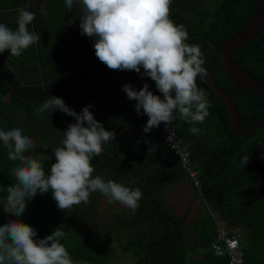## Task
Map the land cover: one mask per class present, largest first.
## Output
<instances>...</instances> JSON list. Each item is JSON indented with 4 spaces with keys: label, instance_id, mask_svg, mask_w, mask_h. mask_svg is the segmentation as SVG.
I'll return each mask as SVG.
<instances>
[{
    "label": "trees",
    "instance_id": "1",
    "mask_svg": "<svg viewBox=\"0 0 264 264\" xmlns=\"http://www.w3.org/2000/svg\"><path fill=\"white\" fill-rule=\"evenodd\" d=\"M173 1L174 3L170 7L174 9L170 8L171 11L173 10L170 18L177 25H184L189 37L198 42V45L204 50V65L213 75L217 87L233 96L239 108L241 127L245 128L260 120V115L264 114L263 94L237 85L220 66L221 45L248 22L250 5L258 3L259 0ZM233 2H235V6ZM7 8L0 9V11ZM16 22L17 20L15 22L8 21V25L11 24V28L15 29ZM38 22L33 20L32 30L41 35L42 30L45 29V35L49 38L53 32V28L49 27V21L39 20ZM77 22L70 25V36L77 34L73 29L80 26V18L77 19ZM92 38L94 37L83 35L80 37V41L84 43L83 48L77 50L70 44V49H66V53L58 58L48 57L52 53L49 50L50 43L46 46L41 40L37 43V48L35 45H31L19 57L12 56L10 51L6 50V56L15 58V62H18V69L12 70L1 60L0 67L2 72L12 80L13 87L19 95L24 98L41 95L43 92L52 91L55 88L54 83H47L48 75L57 76L61 80V87H63L71 82L88 62L98 59L94 49L95 40ZM235 60L240 67L264 82V30L257 38L236 51ZM98 61L101 64L100 72L112 75L122 83L119 80L121 70H115L117 72L115 74L114 70L109 69L100 60ZM49 67L53 68L52 71L48 70ZM57 71L64 73V75L61 73L63 78L59 77ZM141 72H143V68H141ZM130 73L132 77L125 82V85L130 84L136 90H140L142 87L136 83L134 71ZM25 78L32 80L25 82ZM151 81L154 84L152 90L163 98V94L155 87V81ZM23 83L26 85L23 86ZM197 84L199 88L208 93L211 103L209 116L202 124L196 125L200 129L198 135L191 133L192 125L181 120L178 113L175 114V122L178 125L174 127L177 134L184 138L189 145L192 162L200 164L201 187L196 191L198 192L197 197L201 198L204 205L205 214H200V209L189 207L184 211L182 217L176 218L168 213L162 199L160 202L146 200L144 205L133 213L124 206L116 205L117 202L110 203L108 200H101L104 196L99 192L91 193L90 202L87 204L81 203L70 209L60 210L57 202L53 199L52 191L49 190L44 194L38 193L29 202L21 217L4 212L3 205H0V225L9 220L19 219L37 230L36 239L44 238L56 228L61 227L66 233L61 242L68 249L75 264H115L124 256L133 257L135 264H236L233 256L229 257L227 254L226 257L219 258L211 252L210 248L213 243L222 242L221 235L230 238L236 237L240 226L243 229L242 233H245L244 238H253L255 235L254 229L241 225L244 221L241 205L245 200V197H242V188H245L248 182L244 180V177L248 175L249 168L241 165L240 162L243 157H250L247 148L254 153H259L258 147H262L260 143L264 144L263 129L244 136H237L230 124L226 103L218 99L199 76ZM116 87L124 91L122 86ZM107 89V84L97 80L96 72L92 68L88 74L77 80L71 87L54 95H65L63 98L65 103L72 109L78 108L76 112L80 113L87 105H91L90 111L110 107L111 101L108 98ZM8 93L11 98L6 102L3 98ZM34 103L26 104L21 101L18 95L13 93L5 77L0 75V129L8 130L19 127L18 121L23 120L24 127L22 129L28 135L31 128L28 121L32 120L30 117L32 110L35 111L34 107L29 106ZM136 103L135 100L120 99L119 96H116L111 111L108 114L100 113L98 120L109 131H136L137 128L145 124L148 118L147 115L137 113ZM18 110L21 112L19 118L17 117ZM42 117L45 124L42 123ZM75 120V117L70 116L69 125ZM166 126L159 125L147 132L150 138L147 146H142L138 138H115L104 147L116 157L125 159L127 164H136L140 159L151 155L152 152H149L148 149L153 145L156 146V150L153 152L168 148L166 146L167 135H163L160 130ZM50 127L52 126H50V120L46 115H40L39 122L34 127L35 134L40 137V145H47V150L53 146L57 147L54 137H52L53 143L50 142ZM169 127L171 126L168 125L167 128ZM140 149H143L142 154L136 152ZM25 154L28 155V153ZM43 156L45 161H50V164L55 163V159L52 157ZM158 158L169 163L171 171L166 177L176 173L178 166L173 157L163 155ZM148 161L134 169L123 170L112 156L102 152V154L93 157L91 163L95 169L93 176L99 174L105 180L113 179L111 177L112 167L115 165L122 169L119 171L120 176L116 179L123 182L135 181L130 185L137 186V184L150 185L162 179L159 176L151 179L143 175L142 180L135 178L140 175V168ZM251 162L256 163L252 158ZM15 163L17 162L8 159L7 149L0 141V200L6 197L7 186L15 183L11 176ZM254 176L252 173L251 178ZM160 188L156 189L159 191ZM238 190L240 195L235 193ZM106 211H112L113 215L108 218L96 219L98 212ZM215 212H218L221 217ZM179 215L177 214V216ZM167 216L175 221V234L170 242L159 247L157 245L165 243L173 233V226L166 218ZM82 223L89 226V232L94 234V239L81 236L84 229ZM105 227L113 229L103 234L100 230ZM115 232L120 243L111 247L106 244L105 239L115 235ZM237 237L241 241V238ZM187 238L192 242L188 243ZM241 243L243 254L245 253L243 255L244 264H264L263 245L256 239L249 245H244L242 241ZM152 245L156 246L149 250L146 258L145 251Z\"/></svg>",
    "mask_w": 264,
    "mask_h": 264
},
{
    "label": "clouds",
    "instance_id": "2",
    "mask_svg": "<svg viewBox=\"0 0 264 264\" xmlns=\"http://www.w3.org/2000/svg\"><path fill=\"white\" fill-rule=\"evenodd\" d=\"M25 2L27 3V1ZM171 2L172 0H79L82 8L80 17L81 34L82 36L87 35L96 38L94 49L98 59H92L91 61L100 60L109 69L114 70L115 74H117L115 70H121L119 80L122 83H118L114 76L108 74L105 75L111 79V85L97 78L98 81L107 84L108 98L111 101L110 107L107 108L92 109L90 111L91 105H87L80 113H77L62 98L51 95L50 99L35 109L37 114L49 110L54 112L59 109L69 115V121L70 116L76 118L75 122L71 123L63 132L62 146L53 149L55 155V163L53 164H50V161H45L43 155L33 157L25 154L37 147L47 150V145H38L29 135L24 133L22 128L0 129V141L7 149L8 159L17 162L11 173L15 183L7 186V195L0 200L4 212L21 217L29 202L38 193L44 194L49 190L52 191L53 199L57 202L60 210H67L81 203L87 204L90 202V194L99 192L104 196L101 200H108L110 203L117 202L116 205L124 206L133 213L136 209L142 207L146 200L160 202V199H162L165 204L164 197L160 193H166V191L161 192L162 188L159 191L156 189L165 182L180 179L177 183L179 184L184 180L198 195L196 190L201 187L200 164L192 162L189 145L184 138L177 134L174 122L176 119L175 114L178 113L181 120L192 125L190 128L191 133L199 134L200 129L196 125L202 124L209 116L211 103L208 99V93L198 87L197 77L202 78L206 75V71L210 72L204 65V50L198 44L187 43L189 34L185 26L182 24L177 25L170 18ZM31 4L33 5V3ZM65 4L71 10L74 0H65ZM12 5L0 12L8 11L13 8ZM233 5H236L235 2H233ZM250 6L248 21L253 20L257 15L264 22V0H259L258 3ZM5 8L4 6L3 9ZM26 8L27 4L18 9L17 19L12 20V22L17 20L15 29L11 28V24L8 25V20L0 23V54L4 53L5 50H10L12 56L19 57L29 46L40 41V35L29 30V25L36 14ZM73 37L75 36H70V39ZM223 44L220 47L221 67ZM141 68H143V72H141ZM128 70L130 72L134 71L136 83L142 87L140 90H136L130 84L125 85L126 81L123 76ZM139 75L144 76V79L138 78ZM151 80L155 81V87L163 94V98L152 90L154 84ZM203 81L205 80L203 79ZM116 86H122L124 91ZM116 96H119L120 99L127 98L137 101L135 105L137 113L148 116L147 125L144 127V124L142 127L137 128L142 133L130 137L138 138L142 146H147L150 140L149 133L144 138L142 135L147 134L155 127H159V125L171 126L167 130H171L173 133V142L170 143L168 138L166 139L168 148L153 152L156 150V146L153 145L148 151L152 152L151 155L161 153L150 158L151 160L163 155L173 157L178 166L174 175L162 178L150 185L137 184V186L130 185L134 184L135 181L123 182L116 179L120 176L119 171H122V169L128 170L123 164H132H127L125 159L116 157L106 150L107 148L104 146L117 138L116 135L120 132L107 130L103 123L98 120L100 113L108 114L111 111ZM263 117L264 114H261L260 118ZM164 128L160 129L161 133L167 135V130L163 131ZM102 152L111 154L110 156L114 158L119 167H122V169L115 165L112 167L111 177L113 179L105 180L99 174L93 176L95 169L91 163L92 158L102 154ZM138 152H143V149L138 150ZM250 163H252L251 157L247 156L243 157L240 162L241 165L249 168L247 173L252 175L253 169ZM180 170L181 174L176 179L165 181L176 176ZM163 181L165 182L154 186ZM198 198L201 201L199 209H202L204 205L201 198ZM180 217L182 215L176 218ZM166 218L172 224L175 234L174 219L168 216ZM242 230L240 226L238 233H242ZM100 232L105 234L108 230L102 228ZM65 235V231L58 227L50 235L36 239L37 230L33 226L19 219L9 220L0 225V264H75L68 249L61 242ZM237 236L238 234L236 237L230 238L221 235L222 242L213 243L210 248L211 252L221 258L226 257L227 254L229 257L235 256L238 259H235L236 264H244L245 258L243 255L245 253L243 254L242 243ZM186 241L188 243L192 242L189 238ZM233 241L237 242L236 246L232 245ZM105 242L111 247H115L120 243L116 235L105 239ZM155 246L149 247L151 249ZM157 246L160 247L161 244ZM219 248L221 251H219Z\"/></svg>",
    "mask_w": 264,
    "mask_h": 264
},
{
    "label": "rangeland",
    "instance_id": "3",
    "mask_svg": "<svg viewBox=\"0 0 264 264\" xmlns=\"http://www.w3.org/2000/svg\"><path fill=\"white\" fill-rule=\"evenodd\" d=\"M197 1V0H195ZM29 7L27 10L31 12H35V18L34 20L39 23V20L42 21H49L50 28H53L52 35L49 36V38L44 34H41V42L45 43L46 46L50 43V55L48 57L52 58H58L61 57L64 53H66V49H70V44H72V48L74 49H81L84 47V43L79 40V37L82 36L81 33H79L80 27L77 26L73 31L77 30L78 33L75 35V37L70 39V14L71 10H69L66 7L65 0H28ZM174 3L171 2V5ZM13 3L11 1H5L3 5L5 7H10ZM78 4H80L78 2ZM171 8V7H170ZM171 9H174L173 7ZM82 10V8H81ZM171 11V10H170ZM173 10L170 13V16L172 14ZM19 15V11L13 12V13H6L2 17H0V20H8L12 21L17 19ZM30 30V29H29ZM31 31V30H30ZM33 31V30H32ZM39 33V32H38ZM96 40V38H92ZM187 43L189 44H199L196 42L192 37H189ZM37 48V44H35ZM10 51V50H9ZM8 51V53H9ZM0 58L4 60V62L7 64L9 68L12 70L18 69V62H15V58H9L6 56V50L4 53L0 54ZM81 64V63H79ZM41 69V68H40ZM52 67H49L48 70L52 71ZM59 73V77L63 78L61 73L62 71H57ZM72 74V68L70 65V75ZM64 75V73H63ZM38 76V75H36ZM41 76V75H40ZM132 77L131 73L128 71L124 74L123 79L125 81L130 80ZM75 78V77H74ZM73 78V79H74ZM72 79V80H73ZM28 80H32L31 78H25V82ZM47 83H54V90L61 88V80L55 76V75H48ZM26 83H23L22 85L25 86ZM57 96V95H56ZM57 97L64 98L65 95H59ZM11 96L10 93H8L3 99L8 102L10 100ZM50 99V97H45L40 101L35 102L33 105L29 107H34L35 109L42 105L46 100ZM68 105V104H67ZM78 108H74L76 111ZM19 113L17 117H20V110H18ZM40 115H46L50 120V142H52V137L57 142V147L62 146L61 141L63 139V132L67 129L69 126L68 122V116L67 114L63 113L59 109L52 112V110L43 112L41 114H37L35 111L32 110L31 112V121H28V123L31 125L30 130L28 132V135L38 144L40 145V137L35 134L34 127L39 122V116ZM18 126L20 128L24 127L23 120L18 121ZM42 123L45 124V120L42 117ZM178 123L174 122V126H177ZM148 135L145 134L142 137H146ZM190 135V134H189ZM191 136V135H190ZM53 143V142H52ZM262 147H258L259 153H254L251 149H248V152L250 154V157L255 161L256 163H250L253 170L252 173L255 175L251 178V174H248L246 177H244V180H247V184L245 185V188H242L243 195L242 197H245V200L242 202L241 205V211L243 213L244 221L241 223V225L248 226L252 229H254V237L253 238H244L245 233H238V236L241 238V241L244 245L252 244V242L256 239L257 242H259L261 245L264 246V144L260 143ZM56 148V146L48 149L43 150L41 147H37L34 150H31L28 152V155H32L33 157H38L40 155H46L49 157H52L55 159V155L53 152V149ZM138 152V151H136ZM139 154H142V152H138ZM168 161H165L164 159L158 158L156 160H149L142 168H140V175L135 177L137 180H142L143 176H146L148 178H155L156 176H159L161 178H165L167 174L171 171V168L168 166ZM175 164V162H173ZM161 166V167H159ZM261 169V170H260ZM143 175V176H142ZM184 178V177H183ZM167 179V178H166ZM180 179L171 181V182H165L161 188V192H165L176 185ZM236 194L240 195V191H236ZM179 199L182 198V195L179 194ZM221 204V203H220ZM109 207V206H106ZM179 206L174 205L172 208H166L168 213L172 216L178 217L177 214L174 213V210L178 208ZM218 216L221 217V215L218 212H215ZM200 214H205L204 208L200 209ZM112 211H106V212H98L96 215V219L99 220L101 218H108L112 216ZM82 226L84 227L82 232V237H90L91 239H94V234H91L89 232V226L86 223H82ZM106 230L113 229L112 227H105ZM116 235V232H115ZM115 264H135L134 258L131 256H124L121 260L117 261Z\"/></svg>",
    "mask_w": 264,
    "mask_h": 264
},
{
    "label": "water",
    "instance_id": "4",
    "mask_svg": "<svg viewBox=\"0 0 264 264\" xmlns=\"http://www.w3.org/2000/svg\"><path fill=\"white\" fill-rule=\"evenodd\" d=\"M263 27H264V22L257 15H255L253 20L248 21L241 29L238 30V32L235 35L230 37L223 44L222 49H221V65L224 68V70L226 71V73L228 74L229 78L232 79L237 85L245 87V88L257 90L259 92H262L264 95V83L261 80L257 79L254 75L248 73L243 68H241L237 64V62L235 61V58H234L235 54H236V50L238 48H240L242 45L251 41L253 38H256L260 34V32L262 31ZM100 67H101V65L98 61H90L85 66L84 70L79 75H77L71 82L67 83L65 86H63L59 89H56V90L45 91L41 95H37L34 97H30V98H24L21 95H19L18 92L16 91V89L13 87L12 80L1 70H0V75L5 77L8 85L11 87L13 93L18 95V97L21 99V101H23L26 104H30V103H33V102H36V101L43 99L45 96H51V95L57 94V93L65 90V89H67L68 87H71L77 80L84 77L89 71H91L92 68L95 70V72L97 74V78H99V80L108 82L111 85L112 84L111 79L107 75L100 72ZM202 78L206 81V83H207L208 87L210 88V90L212 91V93H214L216 95V97L223 100L227 104L228 112L230 115L229 116L230 117V124H232L233 130L237 136H244L250 132L257 131V130L264 128V117L262 119H260L259 121L253 123L250 126H247L245 128L241 127V125L239 123V109H238L237 104L233 100V97L230 96L226 91L219 89L214 82L213 76L210 73H208L207 71H206V75L203 76ZM147 121H146L144 127L147 125ZM140 133H142V131H140V130L132 131V132H120L116 135V137L117 138H130V137H134ZM160 154L161 153H157V154L145 157L143 159H140L136 164H133V165H125V164H123V165L126 169L131 170V169L136 168L137 166L142 165V163L144 161H146L150 158H153L155 156H158ZM116 160L121 162L119 159H116ZM180 174H181V170L179 171V173L176 176L169 178L165 181L174 180ZM165 181H163L161 183H157L154 186H158V185L164 183ZM173 236H174V232L172 233L170 238L168 240H166L165 243H163V244L161 243V245H165L166 243H168L173 238ZM149 249H150V247L147 249L146 255H147Z\"/></svg>",
    "mask_w": 264,
    "mask_h": 264
},
{
    "label": "crops",
    "instance_id": "5",
    "mask_svg": "<svg viewBox=\"0 0 264 264\" xmlns=\"http://www.w3.org/2000/svg\"><path fill=\"white\" fill-rule=\"evenodd\" d=\"M5 1H11L13 3V5H12L13 8L9 9L8 11L0 12V17H2L6 13H13V12L18 11V9L23 8L24 5H26V4H27L26 9H28V7H29L28 0H0V9L4 8L3 3ZM25 1H27V3ZM16 2H18V3H16ZM78 2H79V0H74V5H73V8H72V11L70 14V25L74 24V23H78L77 19L80 18L82 15L81 5L78 4ZM30 3H31V0H30ZM6 21L7 20L0 21V23L6 22ZM29 29L32 31V23L29 26ZM76 32L78 33L77 30H76ZM79 33H81V28L79 30ZM42 34L45 35V29L42 30ZM122 75H123V73H122ZM117 82L119 83V81H117ZM160 194L164 197L166 208H172L174 205L179 206L178 208H176V210H174V213L178 214V215L179 214L182 215V213L188 207L199 209V207H200L199 205H201V201L197 197L196 192L184 180L181 181L176 186H174L173 188L167 190L166 193H160ZM179 194L182 195L181 199L178 198ZM181 215H179V216H181ZM219 258H221V257H219Z\"/></svg>",
    "mask_w": 264,
    "mask_h": 264
},
{
    "label": "built area",
    "instance_id": "6",
    "mask_svg": "<svg viewBox=\"0 0 264 264\" xmlns=\"http://www.w3.org/2000/svg\"><path fill=\"white\" fill-rule=\"evenodd\" d=\"M138 78L144 79V76L139 75ZM165 130H167V126L163 129V131H165ZM166 132H167V138H168L169 142L172 143L173 142V133L171 132V130H167ZM232 245L233 246H236L237 245V242L236 241H233L232 242ZM219 251H221L220 248H219ZM233 258L236 259V260H238L235 256Z\"/></svg>",
    "mask_w": 264,
    "mask_h": 264
},
{
    "label": "bare ground",
    "instance_id": "7",
    "mask_svg": "<svg viewBox=\"0 0 264 264\" xmlns=\"http://www.w3.org/2000/svg\"><path fill=\"white\" fill-rule=\"evenodd\" d=\"M23 60V59H22ZM34 66V65H33ZM36 71V70H35ZM25 85V84H24ZM28 87V86H27ZM42 88V87H41ZM34 89V88H33ZM124 104V103H123ZM159 167H161V166H159Z\"/></svg>",
    "mask_w": 264,
    "mask_h": 264
},
{
    "label": "flooded vegetation",
    "instance_id": "8",
    "mask_svg": "<svg viewBox=\"0 0 264 264\" xmlns=\"http://www.w3.org/2000/svg\"><path fill=\"white\" fill-rule=\"evenodd\" d=\"M1 57V56H0ZM12 57V56H11ZM1 61H4L2 58H0Z\"/></svg>",
    "mask_w": 264,
    "mask_h": 264
}]
</instances>
